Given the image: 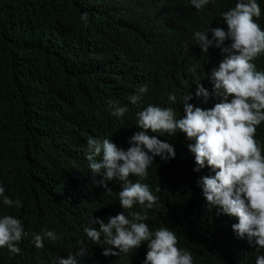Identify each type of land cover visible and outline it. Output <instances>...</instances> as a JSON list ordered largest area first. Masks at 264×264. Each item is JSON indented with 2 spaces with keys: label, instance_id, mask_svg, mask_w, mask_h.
Listing matches in <instances>:
<instances>
[{
  "label": "trees",
  "instance_id": "1",
  "mask_svg": "<svg viewBox=\"0 0 264 264\" xmlns=\"http://www.w3.org/2000/svg\"><path fill=\"white\" fill-rule=\"evenodd\" d=\"M236 2L215 0L197 10L190 0H0V183L5 195L23 203L17 208L0 201V214L20 218L29 233L47 228L60 236L37 248L29 235L18 254L0 248V264H57L81 240L89 247L78 264H142L146 242L105 256V245L86 237L91 217L145 211L121 208V182H109L110 192L95 182L100 177L88 168L87 138L110 137L126 149L139 130L135 113L149 103L172 106L182 116L181 100L189 92L194 107L214 106L218 100L205 104L196 97V84L211 90L208 76L223 54L213 47L202 53L193 33L224 26L222 13ZM258 22L264 28V14ZM254 63L264 70V55ZM142 85L148 86L143 104H131ZM170 93L177 103L168 101ZM109 99L128 105L123 118L110 115ZM159 138L169 140L176 155L155 157L142 181L159 197L158 206L146 210L150 228L175 231L178 247L189 250L195 264H255L264 250L234 234L235 217L206 207L197 181L214 173L207 166L193 171L185 134ZM256 138L264 144V123Z\"/></svg>",
  "mask_w": 264,
  "mask_h": 264
},
{
  "label": "clouds",
  "instance_id": "2",
  "mask_svg": "<svg viewBox=\"0 0 264 264\" xmlns=\"http://www.w3.org/2000/svg\"><path fill=\"white\" fill-rule=\"evenodd\" d=\"M190 3L202 10L215 0H190ZM262 14L259 0H237L234 7L222 13L224 26L194 31L193 38L202 53L207 54L213 47L223 54L208 76L211 90L200 82L196 84V97L205 104L210 99L218 100L214 106L194 107L189 103L192 99L189 92L181 100L182 116L172 106L149 103L135 113L139 130L129 137L126 149L110 137L87 138L88 168L94 177H100L95 182L109 192V182H121L118 193L121 208L131 210L139 205L145 210L130 211L127 215L121 211L107 219L91 217L93 226H86L84 232L91 243L105 245L103 255L133 252L146 242L142 264H195L193 254L178 247L175 231L167 226L152 230L146 222V210L157 207L159 197L142 181L148 177L155 157L164 161L175 157L174 145L159 137L165 134L174 137L178 132L190 141L186 146L194 155L193 171L207 166L214 173L197 181L206 207L235 217L237 222L231 225L234 234L246 239L257 252L264 250V144L256 138L257 126L264 123V70H258L254 63L264 55V28L258 22ZM81 19L87 22L88 13H82ZM147 92L148 86L142 85L129 97L131 104H143V94ZM168 101L177 103L176 94L170 93ZM107 106L110 115L117 118H123L129 111L128 105L117 100L109 99ZM132 176L139 179L133 182ZM5 191L0 183L3 205L23 207L21 200H13ZM29 235L37 248H43L46 240L60 239L55 229L29 233L20 218L7 212L0 214V248L18 254L20 242ZM78 244L75 252L59 258L57 264H78V258L89 247L84 240ZM255 264H264V254L256 256Z\"/></svg>",
  "mask_w": 264,
  "mask_h": 264
}]
</instances>
